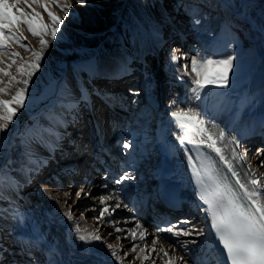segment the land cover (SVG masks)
Masks as SVG:
<instances>
[{"label": "bare ground", "instance_id": "6f19581e", "mask_svg": "<svg viewBox=\"0 0 264 264\" xmlns=\"http://www.w3.org/2000/svg\"><path fill=\"white\" fill-rule=\"evenodd\" d=\"M61 2H63V0H61ZM129 2L130 3H128L127 7L135 14L137 18H141L140 20H142V13L137 4H135V2H133L132 0H130ZM169 17L170 16L167 15V18ZM206 18L209 19V17ZM220 28H222L221 22L217 20L212 22L209 21V24L204 26V29L207 30V32H209L211 29L217 30ZM175 49L182 53V49L180 46L175 47ZM131 59L132 55L130 54H126V58H124V56L122 57L119 53H113L104 57V62L106 67L110 68V72L116 75L119 73L121 74L122 72H124V70H129V68H123L127 67L130 64ZM122 60H124V62H122ZM160 70L162 72H157V80L152 83L153 89H150L151 91L146 90V87H144L143 85H139L137 81L135 82V80L133 79L130 80V77L119 80L110 78V81L111 79L113 81L112 83H110L109 85L107 83H104V88H108V90H110V93H108L110 97L117 96L121 93L120 91L130 93L128 100L124 102L128 110H132L135 108L134 106H136L133 105V101L135 102V100H132L133 97L131 96L139 94L141 96L146 95L144 94L145 92L152 93L151 97L154 98L155 103L157 104V108H151L150 110H148L147 117L145 119L139 117L135 118V121L142 122L141 125H126L128 117L127 115L122 114L123 112L121 110H118V115L116 113L114 117L110 116L109 113H106L104 114L103 119L104 124H106L105 117H111L113 121H118V127L121 126V130L119 127L118 130L120 131H118V134L116 135V137H114V141L117 144L119 143V141H122L124 133L126 132L135 135L139 130H146L150 127V125L154 126L156 145L158 151L160 152V158L155 162V168L152 170V172L149 173L148 171L143 169V165L141 164V161L143 159H139L140 156L132 155L130 157L123 158L117 157V155L112 152V154H107L105 151V153L102 155L105 156L108 161L116 160V162L118 163V169H114L115 167L113 165H108V162V164H106V166H108V171L105 173L108 174V176L101 172L104 168L103 167L97 173L94 171V173L96 174L92 179H95L96 182L102 184L106 183L105 180L110 181V186L108 187V189L110 191H113L114 196L118 195L119 200L123 201V204H127L128 207L126 208L122 204L120 208L113 211V203H115L116 201V199L114 198L113 200L108 201V204L110 206L109 212L111 213V215H109V213H105L104 218L99 219V221L97 222L94 217H97L96 212H99L103 207V205L97 201H100L99 194L101 193V191H106L107 187L98 189L95 187V185L90 186L91 180L90 182H87L86 180V184H84V181H81L82 183L84 182L82 184L84 189H87L89 193L91 190V194L89 197H87L86 203H83L81 201L79 202L75 198L76 200L73 204L65 207V211H67L70 207L75 217L74 221L68 220V223L78 224V222H80L82 228H86L87 231L90 232L98 230V234H100L104 240L109 235L108 231L112 232V230H115L112 223L114 217L117 218L118 223L115 225H118L117 227L120 228H132L136 221H139L142 225H144V219L142 217L141 210L138 209L140 207L138 204L141 202V200L146 199V197H148L152 193L155 194V192H157L155 196L160 195L166 198L170 196L173 197V200H175L176 198L188 199L190 200L191 208L193 209V212H191L190 214L196 216L199 215L201 219L199 222H195L194 217H192L188 224L180 225V227L192 228L194 227L193 224L196 223L195 228L203 229L206 233V236H200L196 238V244H187V247L190 249V251L187 253L183 251L184 247L181 246L184 245L185 241L193 239V237H181L179 240H176L175 252L173 250L172 244L168 240L161 239L156 244L157 251L158 247L163 246V248L169 252L170 256L184 255V258L188 261V264H214V262L216 264H223L222 257L219 254L216 245L213 243L211 235H207L209 233V227L207 214L204 211V207L206 206L201 200L202 192L204 195L211 197L212 190L210 181H208L207 176H204L205 183L203 185L197 183V177L194 175L193 168L187 159L188 155L193 156V159L195 160L197 166H199L201 161H204L205 163L209 162L210 158L206 159L207 155H216L213 152H209L207 148L202 147L200 149H196L193 148L190 144H186L184 147H181L176 137L178 135H181L183 130L179 129L176 126L170 113L172 111L179 110V108L187 109L190 107L194 111L200 112L202 116H204V118L208 121V127L210 131L215 133L219 130H223L228 134L229 137H234L236 140L240 141V143L242 139H245L247 137L252 140L254 137L252 133L259 134L264 129V69L254 72V77L252 80L253 83L251 85L252 99L248 108H238L234 105L232 100L223 99L222 95L216 94L214 91L209 92L208 88L205 89V92L208 93L207 96L201 94L200 99H198L196 104H194L193 106L190 105L191 103L193 104V102L189 104V95L187 96L188 98L180 99L179 102H175L176 100H174L175 103H173L170 97L167 96L168 93L171 90L175 91V89H179L181 91V89H183L184 87L179 86V84H175L176 78L174 79L172 77L169 79L170 75L168 76L164 74V67H160ZM110 72L104 69L103 75L105 77H110L111 75H113ZM94 74L95 73H93L92 70L88 69L85 63H82L78 60H73L70 62L68 70V79L70 82L69 85L74 93L78 96V98L82 90H87L86 85H88V80L91 81L93 79V84H96L97 81L100 82V85L103 84L102 79L97 80L99 77L97 75V77L95 78ZM127 74H125L124 76H127ZM138 77L140 81H142L144 75H140ZM133 82L136 84H134ZM163 84H167L168 87L164 88ZM100 85L94 91L100 94L99 97L101 99H107V96L102 92L103 90L101 91ZM149 87L151 86L149 85ZM182 91L184 92L186 90ZM174 97L175 96H173L172 99H176ZM119 111L121 113H119ZM138 111L139 108L136 109L135 112L138 114ZM29 114L30 112L28 110L23 111V116L25 118L28 117ZM97 114L101 116V112L98 111L96 115ZM76 116V113L71 111L68 104L60 103L59 105H57L55 112L44 118L45 132L43 136H38V138L34 140L35 146L33 147V151L28 152V155H21L20 153L17 163H15L16 160L12 159V163H15L13 167L17 171L19 181L17 182L15 187H12L10 190H5L0 195V233L3 231L6 234L10 233V237L8 238L7 243L4 245L0 243V252L3 246L6 248L1 256L5 258H0V264H2L5 260H7L8 263L12 262V264H118L113 260L111 254H109L105 249V244H109L110 239L105 240V242H98V247L97 245H94L95 247H93V245L90 246L84 243H78L76 239L77 233L73 231L68 232L66 230H60L61 227L59 229V225H57V222L59 221H55V219H47L48 217L46 215V211L43 210V207H41L43 203L39 204V202L33 201V199L31 198V195L36 193L32 188L28 187L27 189L30 197L24 195L22 193L23 191H20V189L23 188L22 181L27 176H29V174H36V177L41 176L39 177L38 182L39 185L42 184V191L44 192L42 198L45 199V201H53V203L61 201V203H65V201L69 199V197H65L64 192L59 190V188H61L59 183H56L59 182V180H62L63 177L61 176L69 179L72 173L76 174L75 176H77L85 172H82V170L79 169L76 162H74V164L66 163V157L64 156V154H66L70 159L73 153L81 151L77 147V145L80 144V142L76 143L77 137H69V128L77 120ZM244 116V123L240 125V122L243 120ZM82 121L83 118H80L76 121L77 124H80L78 128H80L81 125L85 124H81ZM129 125L131 126L127 127V129H125L126 132H124L123 127ZM115 131L116 130L114 129V132ZM76 132L79 133L78 131ZM96 134L97 133L91 132L89 136L94 137L93 135ZM78 136L81 137V135ZM261 137L262 138L258 137V139H256L255 141H249V150L252 149L250 151L252 152V154L247 156V158H250L252 165L257 169V176L260 174H264V168L259 167L260 160L264 159V156L257 158V156L254 155L256 153V149H264V136ZM67 141L68 144H66ZM257 143L259 144L256 145ZM69 145H71V147ZM82 146L80 147L82 148ZM220 146L224 149L225 154L229 156V159H231V148L234 147V145H229L227 142H225ZM95 147H93V150H96ZM97 148L100 149L99 146H97ZM186 149H190V151H186ZM22 150H24L23 146L21 147V151ZM253 152L255 153L253 154ZM61 156H64L65 159L63 157L60 160ZM81 156L82 157L80 158L82 159L83 155ZM52 158L56 159L57 163L60 160L62 166L59 164H57L56 166L53 165V167L55 168H50V170L46 172V178H42V176L44 175L43 172L47 169L45 165L49 164L48 162ZM93 162H95L94 159L91 160V163ZM111 162L113 163V161ZM233 163L235 164L236 170L240 173V178L246 181L247 177L244 175V173L247 172L248 169L246 167L245 161L236 160L233 161ZM63 165L67 167L65 168ZM38 166L39 171H34ZM93 168H95V165H92V169ZM201 172L203 174V169H201ZM125 174L133 178L124 181L123 184L114 183L115 180L119 179ZM55 176H60V178ZM105 176L107 177L104 179ZM32 179L33 178L30 176L29 181ZM261 181L264 182V179H261ZM108 183L109 182H107V184ZM76 186H74V188ZM248 186L251 187V185ZM66 187L69 188L70 185ZM49 194H51V196L53 197L52 199L49 198ZM85 204H92V207L87 209V207L89 206H86ZM133 205L137 207V211L132 210ZM32 208H37V210H39V215L34 216V219H31L28 215L31 214L30 209ZM129 209H131V211H129ZM81 214H83L86 220L80 218ZM89 216H91L92 218L90 217L89 219ZM182 220L183 219L179 221ZM42 221L44 222L42 223ZM150 221L151 223H148L144 226L151 234L147 236L146 241L141 242L139 240V233L141 230L137 229L136 243H149L155 236L158 235L156 229L161 226L157 221ZM179 221L175 220L173 224H176ZM98 224L100 225L97 226ZM117 233L124 234L123 232ZM11 234L14 235L13 239L11 237ZM162 235L168 236V234ZM38 236L41 237V239L39 244L37 245L42 246V248L44 249V253L40 256L39 251L42 250H40V248H37V250L34 251V256L31 257L30 251L32 250V246H30V243H35ZM20 241H23V245L20 244ZM126 241L129 243L125 242L127 244L124 245H132L130 237ZM15 246H18L19 248L18 252L16 250V253L13 251V248H15ZM23 246L27 247L28 249L23 253H20L23 250ZM82 248H84L85 250H82ZM150 249L151 244L149 243L148 251H145L143 253H141L139 250L137 251V255L139 254L140 256V259L137 260L139 262L142 261L140 264H144L143 261L146 264H151L152 260H155V264H162V261H166L168 259V257L164 256L163 252H159V255H157V253L151 252ZM150 253H152L150 259L144 260L143 257L145 255H150ZM187 256L191 258L190 261L189 259H187ZM154 257L157 259H155Z\"/></svg>", "mask_w": 264, "mask_h": 264}, {"label": "rangeland", "instance_id": "374dc122", "mask_svg": "<svg viewBox=\"0 0 264 264\" xmlns=\"http://www.w3.org/2000/svg\"><path fill=\"white\" fill-rule=\"evenodd\" d=\"M68 1L72 5L73 15L64 20L62 31L58 33L59 38L56 41H52L50 36L46 37L50 47L46 50L44 59L41 62V71L33 77V85L29 90L28 107L19 111L16 118L18 123L14 126H10L8 139L6 141L0 140V145H3L0 146V165H4L5 162H7V167L14 177L16 184L19 179L13 165L17 163L20 153L21 155H25L24 153L26 151L27 153L33 151V147L35 146L34 140L37 139L38 136H43L45 132L44 118L53 114L57 105L60 103L68 104L71 111L76 113L77 120L83 118L81 124L86 121L84 117V106L72 103L74 100L78 99V96L71 89L68 79L69 64L73 60L85 63L87 67L90 66L89 68L92 67L91 69H93L95 73L94 76L98 75L99 77L97 80L102 79L103 81L116 78L115 75H111L110 77H105L103 75L104 69L110 72V68H107L105 65L104 57L109 54L119 53L122 57L124 56V58H126V54H130L132 55V59L130 60L129 67L133 77H135V79L137 77L138 80V76L140 75H144V78L147 76L148 81L146 80L145 82L153 89L152 83L157 80V72L161 71L160 65H154L149 60L150 50L154 42L163 41L164 38H172L170 42L173 44V49L180 46L183 52L182 47H184L187 50L184 56L189 58L193 55L201 57H223L230 53H234L236 59L233 62V68L231 71L227 72L229 86L227 88H220L209 85L206 88H208L209 92L214 91L216 94L222 95L223 99L232 100L234 105L238 108H248L250 105L252 99L251 85L253 83L254 72L264 69V0H132L141 10L142 20H140L141 18H137L127 7L128 3H130L129 0H88V6L85 7L77 5L76 0ZM21 7L24 6L21 5ZM37 10L43 13V9ZM52 10L61 18H64V13L59 7L53 5ZM43 15L45 22L50 23L47 14L43 13ZM167 15L170 17L167 18ZM206 17H209V19ZM196 19H199L200 24H202H195L193 21ZM206 19L211 22L216 20L220 21L222 28L217 30L211 29L212 31L210 30L207 32L204 26L209 24V21ZM21 32L23 36L27 38L24 42L29 44L33 50L40 51L38 38L33 37L26 26H21ZM184 32L185 39L183 40L186 41L180 40L181 43H179V38L181 39L184 36ZM170 49L172 51V47ZM10 51L19 52L25 61H29L32 56L30 51H25L24 48L15 44L11 46ZM0 59L5 60L6 63L10 62L7 56L0 57ZM122 62H124V60H122ZM181 62L184 63L183 60H181ZM162 67H164V74L170 75L169 79L172 77L174 79L176 78L175 84H179V86L185 88L181 89V91L179 89H175V91L171 90L167 96L170 97L172 101L176 100L175 102L190 97L189 104L191 102H193V104H190L192 106L196 104L198 99L195 98L193 92L191 93V88H193L194 85H189L187 76L184 77L183 80L177 78L176 63H173L169 59L162 63ZM15 69L16 66L13 67V74H15ZM224 71L225 70L222 68H213L209 70L208 74L214 76L216 73ZM110 73L113 74L112 72ZM192 78H195L194 73H192ZM4 79L5 83H7V78ZM138 84L142 85L139 82ZM99 85L100 82L97 81L92 89H97ZM19 87H22V85L14 86L11 92L14 93ZM89 87H91V85ZM163 87L167 88L168 85L163 84ZM86 88H88V85H86ZM182 90H186L184 91L185 93ZM144 96L146 95H142V97ZM173 96H175L174 98L176 99H172ZM0 99H10V96H2ZM132 100H135V102L133 101V105L136 106H134L135 108L133 107L134 109L132 110H126L125 115L128 117L126 125H141L142 122L135 121V118L139 117L145 119L147 117L148 106L139 103L135 97H133ZM138 108L139 111L137 114L135 111ZM24 110L30 112L29 116L26 118L23 116ZM244 120L245 116L240 122V125L244 123ZM75 122L71 126L73 131L70 130L71 128L69 129L70 137L75 136V126L77 125L78 128L80 125ZM116 124L112 126L111 135L104 141V144L108 145L111 150L116 152L118 155L117 157L126 158L132 155L140 156L139 159H143L141 161L143 169L149 173L152 172L155 168V162L160 158V152L156 145L154 126L150 125L146 130H139L135 135L127 133L125 130L131 125L124 126L123 131L126 133H124L122 141H119L117 144L114 141V137H116L118 131L121 130V126H119L120 130H118L119 127L118 124ZM114 129L116 130L115 132ZM252 134L256 135V133ZM259 134H264V129ZM255 137L256 136L253 137L252 141L258 139V137ZM259 138L262 137L259 136ZM248 141L251 140L245 138L242 139L240 143L241 151H243L244 148L247 149V156L252 154V152H250L251 150L249 151L248 148L250 146L248 145ZM126 142H130L131 146L129 148H124L122 146ZM66 144H68V141ZM22 146L24 150L21 151ZM69 146L71 147V145ZM255 152H253V154ZM76 157V154L72 155L71 159L66 157L65 162L72 163ZM12 159L16 160L14 164L12 163ZM52 163L55 164V161L50 160L49 164L45 165L46 168L52 166ZM245 163H250L252 165L250 158H247ZM86 171H89L88 168ZM252 171L257 172V169L253 165ZM30 176L33 179L29 181ZM45 176L43 175L44 178H46ZM93 176L94 175L91 173L90 175L87 174L86 177L83 176L84 179L70 177L71 179L69 178V180L63 179L56 183H59L61 186V188H59L60 191L72 194L67 200V204L61 203V201H59V203L48 201V204V202L42 198L44 192L42 191V184L39 185L38 182L41 176L36 177V174H29V176L22 181L23 188H21L20 191H23L22 193L24 195L30 197L27 189L28 187L32 188L36 193L32 194L31 198L33 201L39 202V204L43 203L41 207L46 211L47 219L59 221L57 222L58 224H56L59 225V229L61 227L60 230L72 232L74 223H68L67 217L64 216L65 207L74 203L76 200V192L80 189H84L82 184L84 182V184H86V180L87 182L92 180ZM258 176L260 179H264V174ZM81 181L84 182L82 183ZM105 182V184L98 183L95 179L91 181L90 186L95 185L98 189L107 187L106 191H101V195L99 194L100 197L113 195V191L108 189L110 181L105 180ZM107 182L109 183L107 184ZM68 185H70L69 188L66 187ZM15 186L0 184V195L5 190H10ZM74 186L76 187L74 188ZM84 192L89 193L87 189H84ZM89 196L90 195L85 196L82 193L81 198L77 200L86 203L87 197ZM116 203L117 200L113 203V207ZM85 205L89 206L87 209L92 207V204ZM132 208L133 211H137L135 205H133ZM30 211L31 214L28 215L31 219L39 215V210H37V208H32ZM98 213L99 212H96L97 216ZM90 217L91 216H89V219ZM43 222L44 221H42V223ZM112 222L118 224L117 218L114 217ZM149 223H151V221ZM78 224L80 225V222H78ZM99 225L100 224L97 226ZM115 226L117 227L118 225ZM134 226L135 224L133 227ZM194 227L196 226L194 225ZM108 233L109 235L103 241L105 242V240L110 239L109 244H113L114 249L118 251V254L123 259V264H129L130 261L132 264H140L142 262L134 259L137 253L128 251L125 257L124 253L120 251L121 246L125 251L132 247V245H124L129 243L124 239L127 233L123 232L124 234H121L117 233L115 230H112V232L108 231ZM6 236L9 238L10 233L6 235L4 231L0 233V243L3 245L6 244L4 243ZM11 237L13 239L14 235L11 234ZM116 237H120L119 243H117ZM77 242L83 243L78 239ZM87 245H93V247L97 245L98 247L99 243L95 242ZM106 245L107 244H105L106 251L111 254ZM17 248L18 247L13 248V251L16 252L17 250L18 252L19 248ZM159 249L160 247H158V251ZM82 250L85 249L82 248ZM183 251L187 253L190 249L188 247L187 250L183 248ZM1 252L0 258L2 256ZM151 255L152 253H150V256ZM187 259H189V261L191 260L189 256H187ZM113 260L119 264L115 258H113ZM5 262H7V260H5ZM10 263L12 264V262L2 264ZM143 263L146 264L144 261ZM214 264L216 263L214 262Z\"/></svg>", "mask_w": 264, "mask_h": 264}, {"label": "snow or ice", "instance_id": "6c2138e0", "mask_svg": "<svg viewBox=\"0 0 264 264\" xmlns=\"http://www.w3.org/2000/svg\"><path fill=\"white\" fill-rule=\"evenodd\" d=\"M76 3L81 7L88 6V0H76ZM21 5L24 7H21ZM53 5L60 8L64 13V18H61L52 10ZM37 9H43V13L47 14L50 23L45 22L43 13ZM71 15H73L72 5L68 0H63V2L61 0H0V57L7 56L10 61L6 63L5 60L0 59V97L10 96V99H0V140L6 141L8 139L10 126L18 123L16 118L19 111L28 107L29 90L33 85V77L41 71V62L44 59L46 50L50 47L46 37L50 36L52 41H56L59 38L58 33L62 31L64 20ZM193 22L195 24L200 23L199 19ZM21 26H26L29 33L38 38L40 51L33 50L29 44L24 42L27 38L23 36ZM13 44L24 48L25 51H30L32 53L30 60L25 61L19 52L10 51ZM177 51V49L172 50L170 61L176 63L177 78L183 80L187 76L189 85H194L191 91L196 99H200L201 94H208L205 89L209 85L220 88L229 86L227 72L233 68V62L236 59L234 53L223 57L193 55L189 58L187 56H177ZM181 60L184 63H179ZM14 66H16L15 74H13ZM213 68H222L225 71L218 72L214 76L209 75V70ZM192 73L195 74L194 79ZM4 78H7V83H5ZM16 85H22V87L12 93L11 89ZM85 93L86 90H82L79 98L72 103L88 107L89 97ZM173 103L175 102L173 101ZM170 115L176 126L183 130L182 134L176 137L179 145L184 147L186 144H190L193 148L200 149L203 147L207 148L209 152L215 153L219 160L223 161L227 171L233 177H236L235 185L242 190V195H239L234 185L225 183V178L219 174L218 169L213 171L214 162L205 163L201 161L200 165L197 166L193 156H187L193 168V173L197 177V183L203 185L205 183L204 176H207L208 181H210L211 197L204 195L202 192L201 200L206 206L204 211L207 214L209 227L207 235H211L213 243L222 257L223 264H264V182L261 181L256 172L252 171L250 163L246 164L248 171L244 173L247 180H242L233 163L236 160L246 161L247 149L244 148L241 151L240 141L234 137H229L223 130L215 133L210 131L208 121L204 116L190 107L187 109L179 108L177 111H172ZM225 142L234 145L231 148V159L220 146ZM122 146L129 148L131 144L126 142ZM186 151H190V149H186ZM24 154L28 155L27 151ZM254 155L257 158L264 156V149L258 148ZM206 159L208 158L206 157ZM259 167L264 168V159L260 160ZM201 169H203V174ZM34 171L38 172L39 166ZM132 178L125 174L115 180L114 183L123 184L124 181ZM0 184L16 185V181L7 167V162L0 165ZM248 185H251V187ZM82 193L85 196L90 195V193H85L84 189H80L76 192L75 198H81ZM64 195L65 197H71L72 194L65 192ZM49 198H53L51 194H49ZM114 198L118 202L114 205L113 211L123 204V201L119 200V196L99 197L103 207L100 209L98 216L94 217L97 222L99 219L104 218L105 213L111 215L108 201ZM123 206L128 207L127 204H123ZM63 214L69 221H74L75 217L70 207ZM80 218L86 220L83 214ZM112 223L116 232H127L124 237L125 240L131 238L132 247L127 251L122 247L120 249L125 257L128 251L132 253H137L138 249L141 253L148 251L150 243L151 252H155L157 255H159V252H163L164 256L168 257L166 261H162V264H188V261L185 260L184 255L170 256L163 246L157 251L156 244L161 239L168 240L175 252V241L181 237H193V239L185 241L182 245L187 250V244H196V238L206 236L203 229L180 227V225L189 223L187 220H182L176 224H168L157 228L158 235L149 243H136L137 229L141 230L139 233L141 242L146 241L147 236L151 234L144 225L136 221L133 228L123 229L116 227L114 222ZM73 231L77 233L76 239L84 244L103 242V237L98 234V230L90 232L79 224H74ZM162 234H168V236ZM40 239L41 237L38 236L35 243L39 244ZM116 241L119 243L120 237H116ZM106 246L110 250L111 256L119 264H123V259L118 251L114 249L113 244H107ZM134 259H140L139 254ZM143 259L149 260L150 255H145ZM129 264H132V262L130 261ZM151 264H155V260H152Z\"/></svg>", "mask_w": 264, "mask_h": 264}, {"label": "water", "instance_id": "95a60500", "mask_svg": "<svg viewBox=\"0 0 264 264\" xmlns=\"http://www.w3.org/2000/svg\"><path fill=\"white\" fill-rule=\"evenodd\" d=\"M130 1V0H129Z\"/></svg>", "mask_w": 264, "mask_h": 264}]
</instances>
